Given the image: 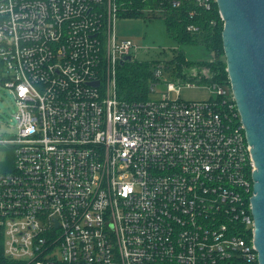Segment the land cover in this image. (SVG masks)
Listing matches in <instances>:
<instances>
[{"label":"built area","instance_id":"built-area-1","mask_svg":"<svg viewBox=\"0 0 264 264\" xmlns=\"http://www.w3.org/2000/svg\"><path fill=\"white\" fill-rule=\"evenodd\" d=\"M185 2L223 21L216 0H0V81L16 108L14 131L0 137L7 258L259 264L255 163L230 82L167 81L158 66L149 99L118 92L138 45L117 38V18L165 16ZM176 83L213 95L184 101L171 96Z\"/></svg>","mask_w":264,"mask_h":264},{"label":"water","instance_id":"water-1","mask_svg":"<svg viewBox=\"0 0 264 264\" xmlns=\"http://www.w3.org/2000/svg\"><path fill=\"white\" fill-rule=\"evenodd\" d=\"M228 78L255 163L254 244L264 264V0H216Z\"/></svg>","mask_w":264,"mask_h":264},{"label":"trees","instance_id":"trees-1","mask_svg":"<svg viewBox=\"0 0 264 264\" xmlns=\"http://www.w3.org/2000/svg\"><path fill=\"white\" fill-rule=\"evenodd\" d=\"M217 6V5H216ZM139 8V7H138ZM196 9L194 16L190 11ZM145 16L141 10L137 9L124 17ZM157 14L149 17H156ZM158 17V16H157ZM167 29L171 36H174L180 43L200 45L206 53L210 55L202 59H188L183 52H177L169 61L131 60L123 64L118 74V90L122 98L127 100H146L149 94V87L155 80V70L158 66H163L165 70L170 71L171 79L169 81H184L188 77L191 79H202L203 82H220L229 84L227 64L222 58L224 55L222 31L224 22L219 18L218 10L214 12L205 11L203 8L185 2L181 8H172L166 12ZM216 18V26L211 24V20ZM191 23L198 24L201 31L193 33L187 29ZM197 67L206 70L205 72H190V68ZM163 80H165L163 78ZM11 154V152H9ZM13 160V159H12ZM12 160L9 165L12 164ZM0 264H22L11 260L4 255V237L2 227L0 226Z\"/></svg>","mask_w":264,"mask_h":264},{"label":"rangeland","instance_id":"rangeland-1","mask_svg":"<svg viewBox=\"0 0 264 264\" xmlns=\"http://www.w3.org/2000/svg\"><path fill=\"white\" fill-rule=\"evenodd\" d=\"M157 16L152 18L149 16L118 17L115 22L117 38L132 39L138 45L136 58L139 61H169L177 52H183L188 59L192 60L202 59L210 55L200 45L180 43L174 36L169 34L165 17L160 14ZM222 58L226 61L225 55ZM189 70L194 73L206 71L197 67H192ZM169 75H171V72L165 70L163 78L167 81L174 79L173 77L169 78ZM176 86L180 87L179 92L173 91L171 96L177 97L179 94L184 101H204L213 95L210 88L204 85L187 86L176 83ZM15 110L13 94L0 81V137H8L14 131L12 114ZM12 159L13 156L8 154L3 164L9 165Z\"/></svg>","mask_w":264,"mask_h":264}]
</instances>
